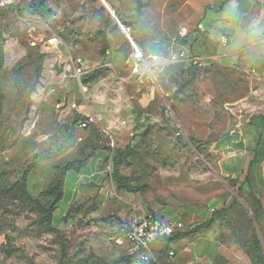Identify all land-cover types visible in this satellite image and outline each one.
<instances>
[{
  "label": "rangeland",
  "instance_id": "374dc122",
  "mask_svg": "<svg viewBox=\"0 0 264 264\" xmlns=\"http://www.w3.org/2000/svg\"><path fill=\"white\" fill-rule=\"evenodd\" d=\"M135 1L53 0L62 12L43 15L27 11L33 2L0 10V192L34 166L25 179L33 199L50 206L53 196L40 195L59 175L63 193L51 228L27 203L0 201V264H127L115 240L147 211L167 221L180 216L184 237L213 244L196 264H264V204L219 171L217 136L242 113L230 105L237 97L212 93L214 79L199 65L166 63L171 51L187 53L183 31L159 12L165 0H140V14ZM124 25L162 59L143 65L142 79L131 75ZM75 57L88 74L70 71L63 82ZM88 116L93 123L82 132L78 123ZM172 241L159 240L149 264H177L168 257L179 254Z\"/></svg>",
  "mask_w": 264,
  "mask_h": 264
},
{
  "label": "crops",
  "instance_id": "0c3cea01",
  "mask_svg": "<svg viewBox=\"0 0 264 264\" xmlns=\"http://www.w3.org/2000/svg\"><path fill=\"white\" fill-rule=\"evenodd\" d=\"M33 1L19 3L26 8ZM47 4V12H62L53 0ZM159 12L170 15L173 25L183 31L181 36L188 42L184 53L199 59L204 78L214 79L207 82L212 93L237 97L230 105L242 113L237 114L233 129L217 136L222 141L219 171L237 179L264 204V0H165ZM222 38L226 44L220 42ZM8 56L10 61L17 59L13 47ZM230 142L234 148L228 146ZM177 220L184 222L180 216L172 222ZM194 236L170 243L179 252L172 261L196 264L199 258L211 255L213 244Z\"/></svg>",
  "mask_w": 264,
  "mask_h": 264
},
{
  "label": "built area",
  "instance_id": "2783aa9c",
  "mask_svg": "<svg viewBox=\"0 0 264 264\" xmlns=\"http://www.w3.org/2000/svg\"><path fill=\"white\" fill-rule=\"evenodd\" d=\"M19 3V0H0V10H7L13 7H16ZM124 27V26H123ZM125 28V27H124ZM129 33V29L125 28ZM132 42V60L133 64L130 67V72L132 76L142 79L140 69L144 65L146 67H154L161 64L162 59L159 55L146 53L142 49L136 46ZM222 44H226L227 40L222 38L220 40ZM187 62L193 65H199V59L195 57H190L184 52H174L171 51L166 59V63L175 64L178 62ZM67 68V69H66ZM64 68L62 73V79L66 80L69 76L70 71H72L74 77L81 78L87 73L85 69L84 62L80 57H75L71 60V63L68 67ZM152 71V70H150ZM145 78L151 77L145 76ZM55 90L53 87H47V92L53 93ZM56 108H60V105L57 104ZM75 108V107H73ZM93 123V119L88 116L84 120H81L78 123V129L80 131H85ZM35 127L34 118H29L24 131L30 133V131ZM79 141L82 139L79 138ZM184 230V224L181 220L177 221H167L152 212H143L139 217L130 221L124 231V233L119 236L115 243L116 245L122 247L126 251L127 264H149L154 258L152 247L159 242V240L167 239L175 235L176 233H181ZM168 257L173 259L175 253L170 251Z\"/></svg>",
  "mask_w": 264,
  "mask_h": 264
},
{
  "label": "trees",
  "instance_id": "16d2710c",
  "mask_svg": "<svg viewBox=\"0 0 264 264\" xmlns=\"http://www.w3.org/2000/svg\"><path fill=\"white\" fill-rule=\"evenodd\" d=\"M136 10L138 11V14H140V11L142 9V3L140 2V0H136ZM46 2L45 0H34L32 5H30V7H28L27 11L28 12H37L43 15V13H49L47 12L46 9ZM125 28L129 29V34L133 40V42L138 46L136 40L133 38L132 35V30L130 27H127L124 25ZM107 48V43L104 40L103 46H102V53L104 54ZM140 48V47H139ZM141 49V48H140ZM143 50V49H142ZM145 51V50H143ZM88 74V72L84 75L86 76ZM83 77V76H82ZM1 102H2V91H1V86H0V107H1ZM83 120L85 119V117L82 118ZM189 141L192 142V139L189 138ZM34 166L30 167L23 176V179L21 181H17L15 182L12 186H10L8 189H6L3 192H0V201L4 198H10V199H14L16 201L19 202H23V203H27L29 206H31L32 208H34L37 213H38V218L40 219V224L43 226H46L47 228H51V216L55 211V206H57V204L62 200L63 198V193H62V184H61V176H58V179L55 183V185L51 188H49L48 191H45L43 193H41L40 196H44V197H50L53 196V200L50 204V206H43L41 205L38 200L33 199L26 187V177L30 172H33ZM113 174H114V181L117 184V188L118 190H121L123 188V186L121 185V181L120 178L118 177L117 174V168L116 166H114L113 168ZM57 190V191H56ZM250 194L251 197H256L252 192H248ZM223 212L222 210L219 211V213ZM217 213V212H216ZM254 217V216H253ZM255 221L257 220V217H254ZM196 231V230H195ZM187 231L181 232V233H176L175 235H173L170 238L167 239H163L167 240V241H174L176 238L178 237H182L185 236L184 234H186ZM160 243V242H159ZM128 262V261H127ZM66 264H70V263H66Z\"/></svg>",
  "mask_w": 264,
  "mask_h": 264
},
{
  "label": "water",
  "instance_id": "95a60500",
  "mask_svg": "<svg viewBox=\"0 0 264 264\" xmlns=\"http://www.w3.org/2000/svg\"><path fill=\"white\" fill-rule=\"evenodd\" d=\"M106 7H107V6H106ZM107 8H108L109 11L111 12V14L114 15V11H113L111 8H109V7H107ZM120 28H121V31L123 32V34L125 35V37L129 40V42H130V44H131V46H132L131 36H130V34L126 31V29H125L123 26H120ZM251 217H252V219H253V221H254V223H255V225H256V221H255L254 217H253V216H251Z\"/></svg>",
  "mask_w": 264,
  "mask_h": 264
},
{
  "label": "bare ground",
  "instance_id": "6f19581e",
  "mask_svg": "<svg viewBox=\"0 0 264 264\" xmlns=\"http://www.w3.org/2000/svg\"><path fill=\"white\" fill-rule=\"evenodd\" d=\"M105 6H107L105 3H103ZM108 7V6H107Z\"/></svg>",
  "mask_w": 264,
  "mask_h": 264
}]
</instances>
